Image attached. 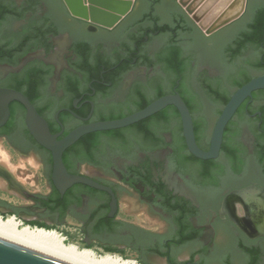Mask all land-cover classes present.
<instances>
[{
	"label": "flooded vegetation",
	"instance_id": "af4514ba",
	"mask_svg": "<svg viewBox=\"0 0 264 264\" xmlns=\"http://www.w3.org/2000/svg\"><path fill=\"white\" fill-rule=\"evenodd\" d=\"M263 1L248 0L240 18L205 35L174 0H138L109 30L71 18L62 0H0V89L26 96L57 141L174 93L186 104L193 126L206 130L205 104L219 108L215 124L225 105L215 96L230 97L248 75L264 74V24L247 23L250 9ZM159 13L174 22L155 21L153 14ZM9 111L0 144L22 159L34 158L41 179L32 183L41 190L28 189L20 171L13 173L0 161V192L16 201L0 197L2 217L13 215L30 227L55 231L72 221L80 227L83 246L129 251L141 264H202L169 257L161 262L135 240L119 243L105 223L117 221L121 203L128 201L139 206L131 214L148 217L172 234L166 252L182 247L184 236L198 235L211 239L218 257L231 251L235 264H264V160L259 164L255 150L258 141L264 145V90L253 92L225 128L236 157L230 160L221 149L207 175L193 160L177 170L176 146L184 140L180 117L168 106L145 119L150 136L139 122L85 134L65 149L67 172L91 185L73 184L62 195L52 180L51 153L26 129L24 107L10 102ZM210 135L195 134L200 149H208ZM188 155L186 149L180 157ZM97 186L110 190L116 210L110 206L112 195Z\"/></svg>",
	"mask_w": 264,
	"mask_h": 264
},
{
	"label": "water",
	"instance_id": "95a60500",
	"mask_svg": "<svg viewBox=\"0 0 264 264\" xmlns=\"http://www.w3.org/2000/svg\"><path fill=\"white\" fill-rule=\"evenodd\" d=\"M69 16L75 20L82 21L90 26L100 27L103 29H112L117 26L121 20L132 10L138 0H62ZM153 3L173 0H151ZM181 11L190 19V21L199 28L205 35H209L216 30L226 26L227 24L240 18L245 12L248 0H174ZM154 6V5H153ZM259 13L264 14V1L254 5L250 9V16L247 23H253ZM146 16V15H145ZM144 16V17H145ZM154 20L158 22L173 23L170 17H164L160 13L153 14ZM157 39H160L157 38ZM251 78V79H250ZM248 80L239 87L229 97L227 103L223 106L216 122L214 124V115L217 106H206L202 114L208 117L210 125L206 127V134L210 138L208 141V149L202 150L198 147L195 138L194 126L191 114L178 93L164 95L147 106L123 118L108 120L80 127L69 133L62 140L57 141L56 137L51 135L47 123L36 112L34 106L26 96L11 89H0V128L3 127L9 119L10 102H17L25 109V126L32 139L43 149L51 153L53 159V175L52 180L55 181L59 193L63 192L73 184L91 185L84 177L70 175L63 162L62 153L65 149L75 143L81 136L99 131H114L137 124L159 112L168 106L176 109L180 121L181 131L185 147L188 153L197 160L211 161L218 159L223 143L224 131L232 119L239 106L252 97V93L264 90V74L246 77ZM228 97V95H225ZM214 125V126H213ZM213 127V128H212ZM206 147L204 142H201ZM9 159L11 166L6 163ZM0 161L6 167L19 175L23 184L28 189L41 190L40 186L34 187L32 180L34 178L41 179L39 165L32 156L22 159L19 157L6 143L0 144ZM112 195L110 204L112 210H116V201L113 194L108 188L99 187ZM0 197L9 202H16L11 195L0 192ZM130 205L128 214L138 212L139 206L124 201ZM240 204H236L238 208ZM1 216V215H0ZM113 216V215H110ZM10 217H14L11 215ZM15 218V217H14ZM16 223H22L16 219ZM23 224V223H22ZM66 225V224H64ZM111 226L109 231L119 243L125 244L129 241H137L141 243L146 251L151 253L156 260L165 262L166 258L177 262H184L187 259H195L202 261V264H235L234 253L225 251L218 255L211 251V239L184 236L180 243L182 247L174 248L166 252V243L172 238V234L164 231V235L140 229L119 223L117 221L105 223ZM36 231H55L37 228ZM195 239V240H194ZM192 240V241H190ZM83 246V241H82ZM92 248V247H90ZM100 249V248H99ZM102 250V249H100ZM106 251V250H103ZM108 252V251H107ZM112 253V252H111ZM115 254V253H113ZM117 254V253H116ZM123 256V252L117 254ZM215 259H214V258ZM218 257V258H217ZM0 264H74L66 260L48 255L46 253L16 244L14 242L0 238ZM140 264V262H139ZM196 264V263H193Z\"/></svg>",
	"mask_w": 264,
	"mask_h": 264
},
{
	"label": "bare ground",
	"instance_id": "6f19581e",
	"mask_svg": "<svg viewBox=\"0 0 264 264\" xmlns=\"http://www.w3.org/2000/svg\"><path fill=\"white\" fill-rule=\"evenodd\" d=\"M0 238L74 264H139L116 254L82 248L57 231H36V227L16 223V218L10 216H0Z\"/></svg>",
	"mask_w": 264,
	"mask_h": 264
},
{
	"label": "trees",
	"instance_id": "16d2710c",
	"mask_svg": "<svg viewBox=\"0 0 264 264\" xmlns=\"http://www.w3.org/2000/svg\"><path fill=\"white\" fill-rule=\"evenodd\" d=\"M255 24H264V14L263 13H259L255 19V21L253 22ZM163 31H166L168 29V27L163 26L160 28ZM86 50V49H84ZM172 54L174 56H177V52L174 51L172 52ZM216 100L220 101L223 105L227 103V101L229 100V97H222L221 95H216L215 96ZM160 118L166 119L167 117L164 114H160ZM148 120L145 121H141V125H143L142 129L145 131L146 136H150L152 134V132L146 127V122ZM205 131V128L199 125H195L194 126V132L196 134V137H198L199 135H202L203 132ZM222 151L226 153L227 157L230 160H233L234 157H236V153H235V149L234 147L231 146L230 140L224 136L223 138V143H222V147H221ZM258 153H260V156L258 158V162L259 164L263 162L264 160V145L261 144V141H258L256 149H255ZM183 152H186V148L184 143H182L181 145L176 146V154L178 155L179 161L178 164L176 165L177 170H181L182 169V162L183 161H187V160H193V161H198L203 165V175H207L209 169L211 168V166L214 165L213 161H200L195 159L194 157H192L191 155H188L187 158H181L180 156L183 154ZM88 248V247H87ZM109 253V252H108ZM141 264V263H140Z\"/></svg>",
	"mask_w": 264,
	"mask_h": 264
},
{
	"label": "rangeland",
	"instance_id": "374dc122",
	"mask_svg": "<svg viewBox=\"0 0 264 264\" xmlns=\"http://www.w3.org/2000/svg\"><path fill=\"white\" fill-rule=\"evenodd\" d=\"M7 217H9V216H7ZM3 218H6V217H3ZM60 228L61 229H57L56 231L58 233L62 234L63 236L67 237V239L70 242L75 243V244H77L78 246H80L82 248H87L86 246H82L83 236L81 234L80 227H79L78 224H76V223H74L72 221H69L68 223H66V225H62ZM88 248H90V247H88ZM91 249L94 250L95 252L99 253V254L108 253L107 251H103V250H100V249H94V248H91ZM111 254H113V253H111ZM118 256H120V255H118ZM120 257L122 259H125V260H131V261L133 260V261L139 263V261L136 258V256L133 253L129 252V251H123V256H120Z\"/></svg>",
	"mask_w": 264,
	"mask_h": 264
},
{
	"label": "crops",
	"instance_id": "0c3cea01",
	"mask_svg": "<svg viewBox=\"0 0 264 264\" xmlns=\"http://www.w3.org/2000/svg\"><path fill=\"white\" fill-rule=\"evenodd\" d=\"M120 206L122 214L118 217L117 222L164 235V230L156 228L148 217L128 214L130 205L122 202Z\"/></svg>",
	"mask_w": 264,
	"mask_h": 264
}]
</instances>
